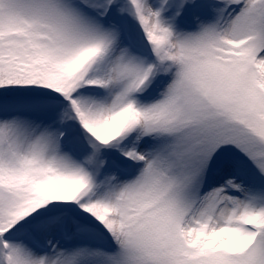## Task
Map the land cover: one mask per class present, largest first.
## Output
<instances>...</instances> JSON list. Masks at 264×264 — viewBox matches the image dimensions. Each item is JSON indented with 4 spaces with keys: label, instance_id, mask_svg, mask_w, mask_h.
Returning <instances> with one entry per match:
<instances>
[{
    "label": "snow or ice",
    "instance_id": "6c2138e0",
    "mask_svg": "<svg viewBox=\"0 0 264 264\" xmlns=\"http://www.w3.org/2000/svg\"><path fill=\"white\" fill-rule=\"evenodd\" d=\"M0 264H264V0H0Z\"/></svg>",
    "mask_w": 264,
    "mask_h": 264
}]
</instances>
